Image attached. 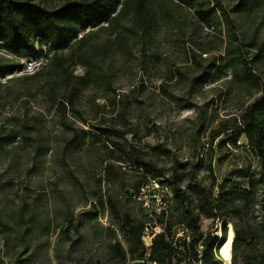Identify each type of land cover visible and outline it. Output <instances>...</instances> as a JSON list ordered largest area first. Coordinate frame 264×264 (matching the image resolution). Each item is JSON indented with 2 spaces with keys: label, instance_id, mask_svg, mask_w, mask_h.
Segmentation results:
<instances>
[{
  "label": "rangeland",
  "instance_id": "obj_1",
  "mask_svg": "<svg viewBox=\"0 0 264 264\" xmlns=\"http://www.w3.org/2000/svg\"><path fill=\"white\" fill-rule=\"evenodd\" d=\"M35 1L51 7L65 0ZM161 1L169 21H153L147 41L138 39L123 50L119 41L107 34L93 38L92 44L105 48L96 67L105 79L83 90L77 117H68L65 123L68 129L63 132L58 120L46 116L40 131L31 132L29 145H15L13 140L4 145L5 151L0 153V216L11 231L1 227L0 264H122L115 244L120 241L127 249L119 230L124 215L144 222L145 250L164 229V222L178 216L165 182L170 168L215 187H247L251 174L264 171L243 134L230 129L213 137L220 124H231V116H240L254 87L247 84L241 68L239 89L230 82L228 67L209 69L211 60H218L230 41L264 43V0H213L221 19L211 25L197 22L184 0ZM189 38L208 52L188 59ZM245 48L248 53L244 55L251 62L256 51ZM0 55L6 56L3 48ZM13 57L20 69L7 77L32 73L23 69V56ZM262 62L256 64L264 68ZM178 68L181 78L176 75ZM171 72H175L174 79L167 81ZM73 73L84 74L85 67L77 64ZM202 73L206 77L198 83L194 78ZM257 78L261 81L262 76ZM44 79L38 77L34 86ZM30 83L15 80L11 86L24 88ZM44 100L38 92L35 102ZM35 102L22 106L20 112H30ZM95 125L121 128L126 133L121 139L99 137ZM70 128H77L76 139ZM115 141L133 145L143 158L164 168L165 176L153 180L145 169L135 166L134 159H110L111 152L117 156L112 145ZM161 210H165L164 217ZM224 216L225 238L230 231L234 237L236 227L258 232L249 240L240 233L239 246L233 250L231 243L230 260H223L226 264H245L264 252V182L258 185L247 212L237 218L230 212ZM214 223L209 219L204 226L213 227ZM217 250L212 251L211 264H225Z\"/></svg>",
  "mask_w": 264,
  "mask_h": 264
},
{
  "label": "trees",
  "instance_id": "obj_2",
  "mask_svg": "<svg viewBox=\"0 0 264 264\" xmlns=\"http://www.w3.org/2000/svg\"><path fill=\"white\" fill-rule=\"evenodd\" d=\"M184 1L193 9V17L197 22L211 25L215 19L220 21L221 14L217 12L213 0ZM164 7L161 0H65L51 7L35 0H0V49L3 48L6 52V56L0 55V153L5 151L4 145L12 140L16 142L15 145L22 142L29 145L27 141L32 137L31 132L40 131V125L46 116L58 120L57 123L61 125L63 132L68 129L65 123L68 117H77L75 112L78 111L83 90L105 79L101 71H96L97 58L105 53V48L92 44L93 38L101 33L107 34L118 40L123 50H127L132 46L131 43L138 39L147 41L153 21L158 18L165 22L169 21ZM36 38H39L38 49L34 47ZM187 42L190 43V48L188 47L185 53L190 60L196 56L202 57L200 52H208L190 38ZM43 45L46 50L43 49ZM240 45L228 42L218 60H211L209 69L228 67L232 73L230 82L239 89L243 80L239 75L241 68L245 72L247 84L253 86L254 91L248 94L240 116H231V124L227 122L220 124L219 128L213 131V137L235 129L237 134L245 136L258 162L264 166V68L256 64L259 60L264 61V43L255 44L250 41ZM245 47L254 48L256 51L251 62L244 55L248 53V48ZM65 49L68 51L65 52ZM13 55H21L23 59L45 57L47 61L32 73L17 78L7 77L20 69L17 58ZM77 64L85 67L84 74L73 73V68ZM44 72L48 73V77L44 76ZM176 75L180 78L182 76L179 68ZM257 75L262 76V82L258 80ZM174 76L175 72H171L166 80L171 81ZM38 77L45 79L41 85L35 87ZM205 77L206 73H202L194 79L198 83H203ZM15 80H31V83L24 88L13 89L11 83ZM107 87L111 85L108 83ZM38 92L44 95L43 102H35ZM32 100L35 105L31 111L20 112V108L29 105ZM94 128L100 131L97 133L99 137L102 135L121 139L126 133L125 130L116 127L95 125ZM70 129L73 132L72 138L76 139L79 136L75 130L77 128ZM79 129L82 133H91V130ZM112 145L117 149V156L111 152L110 159L118 162L134 159L135 166L145 169L148 177L153 180L165 176L164 168L158 167L151 159L143 158L133 145L117 141ZM165 177L178 216L174 221H165L164 229L153 237L149 257L161 264H173L171 257L175 249L172 238L178 226L182 225L190 231L191 251L199 240H202L205 248L204 260L206 264H211L215 241L209 237L202 239L201 218L218 217L223 220L226 212H230L236 218L241 216L243 211L247 212L255 199L258 185L264 182V171L251 174L247 187L240 185L215 187L214 184L205 186L200 180L184 171H178L176 167L170 168L169 174ZM185 182L188 184L185 185ZM228 203L235 204L228 208ZM164 214L165 210H161L162 217ZM174 225H177V228L172 230ZM1 227H5L6 232L11 231L7 224L2 223L0 216V230ZM119 230L127 243V249L121 246L120 241L115 244L120 249L122 264L127 259L137 260L144 256L145 247L142 240L144 222L124 215ZM240 233L245 240H249L258 232L236 227L232 242L233 250L239 246ZM224 240L225 237L222 236L217 248ZM245 264H264V252L247 259Z\"/></svg>",
  "mask_w": 264,
  "mask_h": 264
},
{
  "label": "built area",
  "instance_id": "obj_3",
  "mask_svg": "<svg viewBox=\"0 0 264 264\" xmlns=\"http://www.w3.org/2000/svg\"><path fill=\"white\" fill-rule=\"evenodd\" d=\"M38 41H39V38H36L35 43H34V47L36 49L39 48ZM42 47L44 50H46V47L44 45ZM44 60H45V57L26 58L23 60V69L25 70V72H34L40 67L42 61ZM201 219H202L201 221L202 239L209 237L211 240H214L215 242H214V247L212 251L216 253L217 244L222 238L223 220L218 217L217 218L202 217ZM209 219L215 222L213 227L211 225L209 227H206V225L204 226V223H206ZM151 238H150V241H151ZM190 241H191L190 231H188L184 226L178 227L176 233L174 234L172 238V245L174 246V249H175L171 257L173 264H206L204 260L205 248H204V245L202 244V240H199L198 244L195 246L193 251H191ZM150 245H151V242L147 244L144 256H142L141 258L137 260L127 259L124 264H161L158 261L151 259L149 257Z\"/></svg>",
  "mask_w": 264,
  "mask_h": 264
},
{
  "label": "bare ground",
  "instance_id": "obj_4",
  "mask_svg": "<svg viewBox=\"0 0 264 264\" xmlns=\"http://www.w3.org/2000/svg\"><path fill=\"white\" fill-rule=\"evenodd\" d=\"M233 239V234L230 231L223 243L219 246L217 252L221 260H230V247Z\"/></svg>",
  "mask_w": 264,
  "mask_h": 264
}]
</instances>
